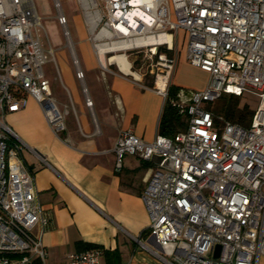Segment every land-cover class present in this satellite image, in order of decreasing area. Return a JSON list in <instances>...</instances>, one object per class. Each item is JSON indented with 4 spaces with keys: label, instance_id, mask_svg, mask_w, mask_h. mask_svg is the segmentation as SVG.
I'll use <instances>...</instances> for the list:
<instances>
[{
    "label": "built area",
    "instance_id": "obj_1",
    "mask_svg": "<svg viewBox=\"0 0 264 264\" xmlns=\"http://www.w3.org/2000/svg\"><path fill=\"white\" fill-rule=\"evenodd\" d=\"M54 3L76 74L84 80L62 2ZM79 3L103 68L105 52L129 59L144 53L155 75L152 88L167 99L177 65L173 36L184 29L188 59L209 72L205 87L178 89L186 129L158 133L151 141L132 129L120 131L114 147L118 169L129 153L153 163L142 193L149 233L138 241L169 264H259L264 255V0ZM44 27L34 0H0V264H49L35 228H46L51 216L24 159L25 142L5 119L32 95L55 132L67 127V111L45 73L54 48L43 43ZM113 63L126 70L118 60ZM245 92L259 98L247 125L206 106L224 94ZM87 104L93 106L89 96ZM102 254L100 248L72 252L67 264H103Z\"/></svg>",
    "mask_w": 264,
    "mask_h": 264
},
{
    "label": "crops",
    "instance_id": "obj_2",
    "mask_svg": "<svg viewBox=\"0 0 264 264\" xmlns=\"http://www.w3.org/2000/svg\"><path fill=\"white\" fill-rule=\"evenodd\" d=\"M65 1L74 13L70 18L75 23L72 43L85 70L84 80L76 74L72 48L54 0H39L41 10L35 6L49 35L47 43L54 48V57L44 68L54 97L67 111L66 129L55 132L32 95H27L26 105L5 116L25 142L24 159L35 174L40 199L51 216L49 225L43 228L38 224L35 233L41 235L48 250L49 264H67L72 252L90 248L102 249L103 264H169L137 239L142 236L147 240L149 233L150 216L142 193L153 163L129 153L118 169L114 149L123 129H132L149 141L162 133L167 99L152 88L153 83L144 74L132 73L131 58L132 68L127 72L113 63L116 55L105 52L107 68H103L79 0ZM173 39L184 53L182 56L179 50L180 63L171 85L205 87L209 72L188 59L186 30L176 31ZM51 61L55 69L48 66ZM189 66L203 73L200 84L194 85L181 75ZM49 69L58 74L54 88ZM87 96L93 100L92 107L87 104ZM259 264H264V255Z\"/></svg>",
    "mask_w": 264,
    "mask_h": 264
},
{
    "label": "rangeland",
    "instance_id": "obj_3",
    "mask_svg": "<svg viewBox=\"0 0 264 264\" xmlns=\"http://www.w3.org/2000/svg\"><path fill=\"white\" fill-rule=\"evenodd\" d=\"M35 1L34 2H35V4H37L38 9L41 10L39 0H35ZM61 2L63 5V10H64V12L68 18V26L71 29L73 36H74L75 35V29H74L75 23H73V20H70V18L72 19L74 13H73V11H70V9L68 8L69 6L67 5V2L65 0H61ZM56 10H57V8H56ZM69 15H70V17H69ZM57 17H58V10H57ZM42 21H43V18H42ZM43 24H44V21H43ZM44 26H45V24H44ZM62 28H63V26H62ZM41 32L40 33H41L43 43H44V45L46 44L45 47L49 48V45L47 43V41H49V35L47 32L46 26L44 27V30L43 29L41 30ZM176 45H177L176 46V49H177L179 46H178V44H176ZM180 48L181 49H177L175 52L172 53V55L177 56V63L178 64L180 63L178 60V58L180 56L179 50H181L180 53H182V56L184 53V49L182 47H180ZM130 58L134 61L135 72L137 71L135 75L139 76V73H142V74H144V78L147 81L154 83L155 75L149 71L150 59L148 58V56L145 57L144 53H141L140 55L131 54ZM52 63H53V61H51L48 66L53 65V67H54V63L53 64ZM185 68L186 67H184V69H182V74H181V75H184V79L192 82L194 85L200 84L201 78L203 77V73H201L200 71H195L191 66L187 67V69H185ZM54 69H55V67H54ZM53 71L54 70L52 69V71L48 74V76L51 78V80H52L51 83H52V86L54 88V85L56 82L55 77L58 76V74H57V72H53ZM174 71H173V73H174ZM173 73H172V76H173ZM170 83H172V77H171ZM232 97H233V94H224L221 98L216 99L215 101L207 102L206 106L209 109H211L213 112H215L217 115L223 116L224 118L228 119V117H227L228 105H229L230 99ZM258 103H259V98L257 97L256 94L250 93V92H245L240 97L238 107H243L244 105H251L252 108H256L258 106Z\"/></svg>",
    "mask_w": 264,
    "mask_h": 264
},
{
    "label": "trees",
    "instance_id": "obj_4",
    "mask_svg": "<svg viewBox=\"0 0 264 264\" xmlns=\"http://www.w3.org/2000/svg\"><path fill=\"white\" fill-rule=\"evenodd\" d=\"M179 87L171 85L170 92L167 97V103L161 119V131L163 134L172 135L179 131L180 128L186 127L187 119L181 107L177 103V92ZM241 95L233 94L230 99L227 111V117L230 120L249 124L256 108L251 105L238 107Z\"/></svg>",
    "mask_w": 264,
    "mask_h": 264
},
{
    "label": "bare ground",
    "instance_id": "obj_5",
    "mask_svg": "<svg viewBox=\"0 0 264 264\" xmlns=\"http://www.w3.org/2000/svg\"><path fill=\"white\" fill-rule=\"evenodd\" d=\"M102 57H103V61H104L105 60V56L103 55ZM116 60H118L119 62H121V63L124 64V67L126 69L125 71H127V72L130 71V70H128V66L131 64V61H130L129 58H126V55H124V54H116ZM132 73L136 74L135 71H133ZM158 84L159 85H163V81L162 80H159Z\"/></svg>",
    "mask_w": 264,
    "mask_h": 264
},
{
    "label": "water",
    "instance_id": "obj_6",
    "mask_svg": "<svg viewBox=\"0 0 264 264\" xmlns=\"http://www.w3.org/2000/svg\"><path fill=\"white\" fill-rule=\"evenodd\" d=\"M217 248H218V252H217V255H218V254H219V250H220V248H221L220 245H218Z\"/></svg>",
    "mask_w": 264,
    "mask_h": 264
}]
</instances>
